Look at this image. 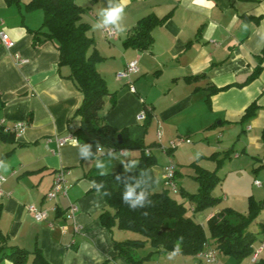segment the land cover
<instances>
[{"label": "crops", "instance_id": "obj_1", "mask_svg": "<svg viewBox=\"0 0 264 264\" xmlns=\"http://www.w3.org/2000/svg\"><path fill=\"white\" fill-rule=\"evenodd\" d=\"M30 1L9 6L0 0V33L7 34L12 43L6 48L0 40V128L14 134L12 144L0 142V177L5 179L0 187V232L12 246L28 253L39 250L48 264H127L114 251V244L136 239L116 226L108 230L101 225V214L112 211L102 194L92 189V178L118 170L134 172L141 153L120 151L88 158L76 141L58 146L57 140L72 138L80 126L74 114L82 97L68 79L67 68L58 67L56 48L50 43L33 44V32L40 29L43 16L40 11H25ZM75 3L86 10L81 21L90 27L88 36L103 59L96 69L108 89L105 108L111 95L116 99L104 121L117 132L124 131L130 140L143 142L145 154L156 161L152 172L158 190L167 189L163 171L168 166L175 168L179 186L185 182L189 188L188 177L199 189L197 170L216 171L217 159L231 151L217 170L219 183L211 194L219 204L193 213L188 196L195 193L181 188L175 193L180 204L190 208V217L206 234L208 221L223 210L246 216L250 199L264 202V71L244 85L264 48V0H129L114 25L103 23L102 11L109 0ZM112 3L119 5L121 0ZM168 15L153 29L149 50L123 47L140 19ZM104 27L114 28L116 36L107 39ZM16 56L26 63H19ZM132 61H137L138 72L118 79ZM227 87L211 94L213 88ZM253 102L259 107L256 116L239 124ZM145 113L150 117L147 126L145 120L137 119ZM16 124H23V129L11 132ZM184 149H190L186 163L180 161ZM215 154L216 159L211 157ZM185 168L188 174L184 175ZM59 170L66 173L67 193L48 200ZM70 204L77 207L78 232L64 217ZM28 206L46 211L45 221L35 222ZM259 217H264V209ZM149 249V260L162 257ZM136 256L142 258L138 251ZM257 259L264 260V251ZM203 262L196 255L193 259L184 256L180 263ZM214 264L244 263L225 257L216 258Z\"/></svg>", "mask_w": 264, "mask_h": 264}, {"label": "trees", "instance_id": "obj_2", "mask_svg": "<svg viewBox=\"0 0 264 264\" xmlns=\"http://www.w3.org/2000/svg\"><path fill=\"white\" fill-rule=\"evenodd\" d=\"M7 5H18L20 0H4ZM25 11H40L43 16L39 30L33 32L35 46L44 43L52 44L58 52V67H65L69 71L68 79L80 93L82 101L74 116L80 118L79 128L72 137L86 151L88 158H102L110 153L120 151H139L141 156L132 173L118 170L115 173L92 178L93 190L99 191L105 203L112 211H105L100 216L101 225L110 230L116 226L123 232L137 234L143 240H132L114 244V251L124 258L127 264H143L149 258H139L136 252L147 244L155 253L181 252L184 255L196 256L204 244L208 242L203 228L195 223L189 215L190 208L177 203L164 187L158 190V179L152 168L156 165L155 159L145 154V146L141 140H130L124 131L117 132L105 123V114L114 109L115 96L111 95L110 105L105 108V97L108 89L104 78L98 73L96 66L103 61L94 48V41L88 36L90 27L81 21L86 10L78 7L75 0H31ZM158 19L147 16L140 19L123 42L124 48L138 51H147L153 45L152 31L167 18ZM264 48L258 56V65L247 78L244 85L255 81L264 71ZM189 81L194 78H188ZM241 87V86H239ZM211 90V94L227 90ZM259 107L255 102L250 104L239 122L244 125L254 119ZM147 126L150 117L144 116ZM148 121V122H147ZM13 133H5L0 128V142L12 144ZM121 135L122 143H117V136ZM264 142V131L261 134ZM101 149V153H98ZM231 151L224 153L222 159L216 161V171L208 172L197 170L195 180L199 189L194 195L188 196L193 205V213L202 212L207 208L219 204V199L212 197V191L218 185L217 170L222 162L229 159ZM9 156L5 155L3 158ZM212 158H218L217 154ZM1 161V160H0ZM103 187H99V185ZM126 185L135 187L137 194L145 193L142 206H131L124 202L123 194ZM138 185V186H137ZM107 193V194H105ZM264 209V202H255L250 199L248 214L241 216L229 209L223 210L218 216L208 221L210 237L216 243L217 249L224 257L233 258L237 262L251 254L252 245L256 238L248 231V226ZM8 261L11 264H48L39 250L33 253L12 246L6 236L0 232V264ZM255 264H264L259 260Z\"/></svg>", "mask_w": 264, "mask_h": 264}, {"label": "built area", "instance_id": "obj_3", "mask_svg": "<svg viewBox=\"0 0 264 264\" xmlns=\"http://www.w3.org/2000/svg\"><path fill=\"white\" fill-rule=\"evenodd\" d=\"M103 35L107 39H112L116 36V32L114 28L112 27H104L102 29ZM0 40L1 43L4 47L6 48H11L12 43L8 37L7 34L5 33H0ZM16 60L24 64L26 63L25 60H20L19 57L16 56ZM137 61H132L128 63L125 67V70L117 75L118 79H129L132 75L136 74L138 72V66H137ZM130 92L134 93V88L131 86L130 87ZM137 119L139 121L144 120V115L140 114ZM24 125L23 124H16L11 132H19L23 129ZM75 141L74 138H66V139H61L57 140V144L59 147H62L70 142ZM98 153H101V149L97 150ZM174 176H175V168L173 166H168L167 168L164 169L163 171V184L166 188L171 189V193H177V187L174 183ZM5 179L3 177H0V187L3 184ZM257 185V184H256ZM68 186L66 184V173L63 170H59L55 176V179L53 181V185L51 190L48 192L46 198L48 200H54L58 195H66L67 193ZM0 195H1V190H0ZM28 213L33 217L34 221L37 223H41L45 221L47 218V213L46 211H41L36 209L34 206H28L27 207ZM77 213V207L74 204H70L68 207V210L66 211L64 217L66 220L71 221L73 224V230L75 232H78V226L75 224V215ZM62 231H65V228H62ZM264 251V241L261 242V245L258 250L253 254L251 258L252 263H257V255L261 252ZM197 257L204 261L205 264H214L216 261V257L214 255V251L210 248L208 243L204 244L203 249L197 254Z\"/></svg>", "mask_w": 264, "mask_h": 264}, {"label": "rangeland", "instance_id": "obj_4", "mask_svg": "<svg viewBox=\"0 0 264 264\" xmlns=\"http://www.w3.org/2000/svg\"><path fill=\"white\" fill-rule=\"evenodd\" d=\"M195 140V139H194ZM193 140V141H194ZM196 142H194V145H195ZM190 149H184L183 150V153L182 154V157L180 159V161H182L183 163H186L188 161L187 159V156L190 157V152H189ZM184 170H187L186 168L183 169V173L184 175L185 174H188V172L184 171ZM182 175V176H184ZM185 179L188 181L189 183V188H186V186H184V183L181 184L182 186H179L180 184H177V182H175L174 180V183L177 187V190H180L181 189H186L187 191H189V193H197L198 191V188H197V184L193 181V179L191 178H188V177H185ZM179 183V182H178ZM191 189V190H190ZM166 191H168V193L171 194L172 198L177 201V203H180L179 201H181L179 195H176L174 193H171V189H166ZM264 217H259V215L257 216V218H255L252 223L249 224L248 226V231L253 234V236H255L256 240L255 242L253 243L252 245V252L251 254H249L248 256L240 259L238 261V263H244V264H250L251 263V258H252V255L253 253L255 252V250L260 246L261 244V241H262V236H264ZM206 237L208 239V241L210 242L209 244L211 245L212 247V250L214 251V255L217 259H219L221 261L224 260V256L221 254V252L217 249V246H216V243L214 242V240H212V238L210 237V232L207 228L206 230ZM128 235L130 236L131 239H139L140 237H138L137 234H134V233H131V232H128ZM150 249L149 247L146 249L145 247L144 248H141L138 250V253H139V256L140 257H144L146 258L147 255H149L150 253ZM156 254H160V253H157ZM162 257L158 260V261H152V260H149V259H146L143 264H174V263H180L181 260H182V257H191V259H193L195 256H190V255H184L182 254L181 252L177 251V252H169V253H166V252H163L162 253ZM204 263V262H203ZM181 264V263H180ZM205 264V263H204ZM252 264H255V263H252Z\"/></svg>", "mask_w": 264, "mask_h": 264}, {"label": "clouds", "instance_id": "obj_5", "mask_svg": "<svg viewBox=\"0 0 264 264\" xmlns=\"http://www.w3.org/2000/svg\"><path fill=\"white\" fill-rule=\"evenodd\" d=\"M128 2L129 0H121V3L119 5H113L112 0H109L108 8L102 11V15L104 17L103 23L105 25L117 24ZM98 167L102 168L103 166L98 165ZM101 174L103 175L104 173L101 172ZM99 187H103V185L101 184L98 186V188ZM123 200L124 202H130L131 206H135L137 204H140L142 206V202L145 200V193L141 191L139 194H137L135 187L126 185V191L123 194Z\"/></svg>", "mask_w": 264, "mask_h": 264}, {"label": "water", "instance_id": "obj_6", "mask_svg": "<svg viewBox=\"0 0 264 264\" xmlns=\"http://www.w3.org/2000/svg\"><path fill=\"white\" fill-rule=\"evenodd\" d=\"M117 143L118 144H121L122 143V137H121V135H118L117 136Z\"/></svg>", "mask_w": 264, "mask_h": 264}]
</instances>
